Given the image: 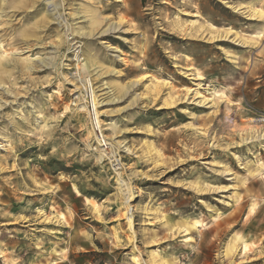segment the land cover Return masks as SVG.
Returning a JSON list of instances; mask_svg holds the SVG:
<instances>
[{
  "label": "rangeland",
  "instance_id": "1",
  "mask_svg": "<svg viewBox=\"0 0 264 264\" xmlns=\"http://www.w3.org/2000/svg\"><path fill=\"white\" fill-rule=\"evenodd\" d=\"M257 120L264 0H0V264H264Z\"/></svg>",
  "mask_w": 264,
  "mask_h": 264
},
{
  "label": "bare ground",
  "instance_id": "2",
  "mask_svg": "<svg viewBox=\"0 0 264 264\" xmlns=\"http://www.w3.org/2000/svg\"><path fill=\"white\" fill-rule=\"evenodd\" d=\"M49 14V13H48ZM47 14V15H48ZM50 15V18L52 19V20H57L56 19V17L54 16V14H49ZM79 62V64H81V66L80 65H78L77 66V69H78V71L80 72L81 71V68L83 69V71L86 73V74H90V63L89 62H87V59H83V60H79L78 61ZM80 66V67H79ZM89 79H86V80H84V84H85V91H87L88 90V85H89ZM93 89V88H92ZM90 94V93H89ZM95 93H94V89L91 91V97H88V98H91V102H90V104H93L92 106H94V108L95 109H97V106H98V100H97V97H96V94L94 95ZM82 109H84L83 107H82ZM95 116H97L98 114H99V112H96V110H95ZM94 119V118H93ZM94 121V120H93ZM258 121V123H260V124H262V122H264V120H257ZM94 123V126H95V122H93ZM97 125V124H96ZM97 128V127H96ZM99 129V128H98ZM97 130V129H96ZM96 130H94V131H96ZM97 132H99L98 130H97ZM95 133V132H94ZM99 137V136H98ZM100 138V139H99ZM98 139H99V142L101 143L100 144V146H106L107 147V144L106 143H108L107 141H108V139L107 138H104V139H102L101 138V136L99 137ZM111 144V143H110ZM109 145V144H108ZM107 155V157L108 156H110V158L109 159H112L113 157L111 156V155H108V154H106ZM123 185H125L124 183H123Z\"/></svg>",
  "mask_w": 264,
  "mask_h": 264
}]
</instances>
